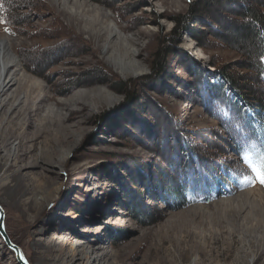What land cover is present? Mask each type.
<instances>
[{"label":"rangeland","instance_id":"obj_1","mask_svg":"<svg viewBox=\"0 0 264 264\" xmlns=\"http://www.w3.org/2000/svg\"><path fill=\"white\" fill-rule=\"evenodd\" d=\"M12 1L0 0V37L10 38L26 76L1 97L0 150L16 148L18 156L0 159V204L9 238L29 264L42 256L58 264V254L72 245L88 250L91 260L102 256L99 264H264L262 175L244 174L243 186L218 185L215 196L178 208L167 207L156 186L165 165L159 140L168 131L169 146L176 143V125L210 162L244 170L219 122L227 110L212 116L199 101L196 80L203 69L211 78V60L248 80L255 76L235 63L243 53L220 42L208 25L194 30L206 47L190 34L169 42L174 16L194 0ZM212 4L206 10L218 23L224 12L236 17L225 0ZM114 27L138 49L142 71L123 74L111 62L110 52L121 53L127 43L111 35ZM242 37L231 35L239 45ZM157 49L167 52L164 71L143 83ZM114 77L133 79L131 92L116 89ZM36 159L38 165H27ZM133 198L146 202L141 209L152 212L151 220L132 215ZM0 264H21L1 234Z\"/></svg>","mask_w":264,"mask_h":264},{"label":"trees","instance_id":"obj_2","mask_svg":"<svg viewBox=\"0 0 264 264\" xmlns=\"http://www.w3.org/2000/svg\"><path fill=\"white\" fill-rule=\"evenodd\" d=\"M216 1L219 0H214V2ZM225 1L232 4L231 10L234 9L233 13L236 17L228 16V13L224 12L221 16L222 24L218 23L216 17L211 15L208 9L206 10L208 5H214L213 1H191L187 12L174 16L175 25L169 36L177 37V39L173 38L172 40L171 38L168 41L179 44L182 35L190 34L196 38L198 44L206 47L201 40L202 37L194 30L197 24L208 25L215 32L211 34H214L213 36L220 42L243 53L244 57L235 63H238L237 65L243 70H252L250 74H254L255 78L248 80L245 76L248 74L233 72L230 65L220 66L217 61L211 60V64L215 67L211 78L208 79L206 74L209 71L203 69L196 82L197 92L200 96L199 101L212 116L218 118V111L224 108L227 110L228 116L223 118L219 114L220 119H218L224 130L225 141L230 142L229 145L241 164L239 168L244 170L237 171L229 169L228 166L222 165L220 162L217 164L210 162L209 157L203 156L205 154L196 148L193 140L185 134H179L178 131L181 132V130L177 128V125L172 132L174 135L178 134V141L170 146L169 139L171 138L167 135L168 131L166 133L163 131L162 136L160 134L159 142L162 143L161 150L165 147L164 152L160 151V157L165 160V165L160 166L161 176L157 175L156 186L161 191L159 194L161 200L169 208L186 206L194 202L195 199L202 198L201 196L213 197L218 192L217 186L221 184L229 182L231 187L243 186L244 184L241 183L244 174L262 175L259 182L264 179V95L260 92L261 88L264 89V0ZM12 2L18 5L23 0ZM234 31L241 37L243 36L242 44L239 45V42L231 38ZM165 53L167 52L158 49L155 51L152 57L151 72L144 76L143 83L154 80L156 76L163 73L166 62L163 60ZM189 58L192 61H197L194 56ZM100 74L107 76L106 73ZM112 80L119 91L128 94L131 92L127 90L133 79L122 81L114 77ZM160 122L159 120L156 123L157 128H159ZM173 138L176 139V137ZM255 162L258 165L257 171L253 168ZM233 166L239 165L234 164ZM151 177L152 175H149V178ZM262 184L264 185V183ZM209 186H214L215 192L209 193L206 189ZM151 194L153 193L151 192ZM170 195L173 196V201L168 199ZM142 204H146L142 199L133 198L131 200L129 205L132 215L140 221L151 220L152 212L142 210ZM155 211L159 212L160 210L156 208Z\"/></svg>","mask_w":264,"mask_h":264},{"label":"bare ground","instance_id":"obj_3","mask_svg":"<svg viewBox=\"0 0 264 264\" xmlns=\"http://www.w3.org/2000/svg\"><path fill=\"white\" fill-rule=\"evenodd\" d=\"M91 17L95 21L100 19L95 14H92ZM95 23H100V22H95ZM110 26H111V23H110ZM108 31H109V29H108ZM111 33H112L111 35H114L113 37H116L119 34V31H117L116 28L114 27V28H111ZM121 36H124V35H122V33H121V35L119 34V37H121ZM124 37L125 38H123V39L127 43L122 44L123 51L121 53L114 52V51L110 52L111 62L113 64H116V67L118 69H120V71L123 74L136 73V72L142 71L143 70L142 66L140 65V63H137V61H136L138 49L135 47L134 44L130 43L131 40L129 39V37H126V36H124ZM191 40L187 41V47H188V45H189V47L194 46L192 44ZM116 48H115V50H116ZM199 55H201V52H199ZM125 56L128 57L129 60H126L128 58H126ZM20 63H21L20 59L11 50L10 38L7 36H1L0 37V104L1 105H2V103H4V99L3 100L1 99L4 92L9 90L15 83H18L21 76H24V77L26 76L25 71L21 67ZM109 94H111L110 96L116 98L112 93H109ZM12 95H15V93H13ZM17 100H18V104H19V103H21V101L23 99L21 98V96H18L16 98L15 102H17ZM15 102H13V103L15 104ZM11 149L12 148H10L9 152H6L5 154L3 153L2 150H0V159H2L4 157L8 160L9 159H11V160L16 159V157L18 156L17 149L16 148L14 150L13 149L11 150ZM64 153L65 154L62 155L63 161L66 159V156L68 155V151H64ZM51 162L54 164L57 163L54 161H51ZM38 163H39V161H37V159H36V161H33L31 164H27V165H38ZM60 164H64V162H62ZM152 181H154V180H152ZM68 242H69V240H68ZM63 243H64V241H63ZM68 248H70V249L63 252V254L59 253L58 257H56L57 259L55 258L56 260H60V262L58 264H77L78 261H80V264L81 263H83V264H99L101 262V260L103 259L102 256L100 257V256L95 255V256H93V260H91V259H89L91 255H88V250H86V249H82V250L77 249L76 250V246H75V248H73V245L69 246ZM58 249H60V248H58ZM58 249H55V250L57 251ZM85 258L88 260L86 263L83 262V260ZM52 261H53V259L48 260V258H45V256H42L41 260L39 261L38 264H57V263H55V261H53L54 263Z\"/></svg>","mask_w":264,"mask_h":264},{"label":"water","instance_id":"obj_4","mask_svg":"<svg viewBox=\"0 0 264 264\" xmlns=\"http://www.w3.org/2000/svg\"><path fill=\"white\" fill-rule=\"evenodd\" d=\"M4 209L3 206L0 204V234L1 236L4 238V240L6 241V243L14 250V252L16 253L17 259L21 264H24V261H27V264H29L27 258L25 257L24 253L22 252V248L21 246H19L16 243H13L12 240L9 238V235L5 229V221H4ZM21 257H23L24 259H21Z\"/></svg>","mask_w":264,"mask_h":264},{"label":"snow or ice","instance_id":"obj_5","mask_svg":"<svg viewBox=\"0 0 264 264\" xmlns=\"http://www.w3.org/2000/svg\"><path fill=\"white\" fill-rule=\"evenodd\" d=\"M5 31H8L7 29H5ZM262 183H264V179L261 180ZM21 259H24L23 257H21ZM24 264H27V261H24Z\"/></svg>","mask_w":264,"mask_h":264}]
</instances>
